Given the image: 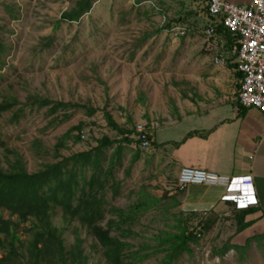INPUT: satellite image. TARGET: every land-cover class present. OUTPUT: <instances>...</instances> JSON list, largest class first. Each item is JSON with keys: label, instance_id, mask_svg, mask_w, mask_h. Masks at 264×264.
Returning a JSON list of instances; mask_svg holds the SVG:
<instances>
[{"label": "rangeland", "instance_id": "374dc122", "mask_svg": "<svg viewBox=\"0 0 264 264\" xmlns=\"http://www.w3.org/2000/svg\"><path fill=\"white\" fill-rule=\"evenodd\" d=\"M76 1L0 0V101L16 100L0 113V157L3 152L11 157L19 154L28 172L32 171L40 163L32 152L33 140L52 149L79 123L86 144L67 141L61 156L88 150L103 136L119 142L126 138L130 141L123 142L121 158L108 173L106 207H126L140 187L160 198L131 225L133 235L128 240L132 249L147 255L142 264H162L168 245L157 237L164 239L183 226L196 241L188 242V249L169 264H264V227L236 234L233 210L194 216L180 211L173 165L164 166L166 158L161 154L156 161L152 143L142 147L134 133L136 125L142 124L150 141L154 124L148 111L171 105L181 93L212 87L206 65L199 62L202 56H208L205 63L212 64L214 58H223L224 66L230 68L221 43L224 38L205 37L202 3L168 0L158 9L140 0H91V7L77 21H60ZM188 1L192 10L180 9L179 2ZM176 25L184 26L186 34L174 35L170 27ZM237 85L231 68L224 89L235 96ZM54 105H59L57 111L48 114ZM105 112L128 133L112 130ZM59 119L66 121L56 124ZM116 144L104 155L111 154ZM102 162L104 168L108 166ZM1 213L9 216L7 211ZM52 221L68 247L73 241V224L63 222L59 215ZM20 226L18 233L24 232ZM79 234L84 238L86 264H107L100 245L88 232L80 229Z\"/></svg>", "mask_w": 264, "mask_h": 264}, {"label": "trees", "instance_id": "16d2710c", "mask_svg": "<svg viewBox=\"0 0 264 264\" xmlns=\"http://www.w3.org/2000/svg\"><path fill=\"white\" fill-rule=\"evenodd\" d=\"M90 7L91 0H77L70 10L61 14L60 21H77ZM217 32L225 36L227 40L225 45L231 48L232 37L229 32L221 25L218 26ZM2 49L0 43V51ZM235 73L239 75L238 72ZM15 101L14 98L2 99L0 113L8 111ZM41 105H46V102ZM58 106H52L48 114H54ZM239 108L241 110L239 114L242 115L244 107L239 105ZM91 112L92 110H89L87 114ZM104 115L112 130L119 134L128 133L117 126L108 112ZM10 121L14 122L16 118ZM64 121L66 119H59L55 123ZM80 130L81 123L70 128L52 149L42 148L33 140L32 152L39 158L40 163L29 172L22 156L18 154L11 157L2 153L0 264H86L88 256L83 248L84 238L79 234L80 229H85L100 245L102 257L107 264H142L147 258L146 254L132 249V243L128 238L133 235L131 225L134 224V220L153 209L160 202V198L151 194L145 187H140L133 202L126 207L115 205L106 207L108 203L105 188L109 187L107 183L111 177L108 173L121 158L123 142L130 140L124 138L119 142L103 136L88 150L61 156L62 150L67 147V141L86 144L81 138ZM134 133L136 135L135 131ZM113 142L117 144L112 148L111 154L104 155L105 150ZM47 157L49 158L44 160ZM102 160L108 162L107 167H103ZM55 209L60 211L54 213ZM1 211H7L9 216L3 217ZM248 211L251 209L243 210L237 216L236 232L252 224V221H244V213ZM57 215L68 225L73 224L71 228L73 241L68 247L64 245L62 231L52 221ZM12 216L15 219H12ZM20 224L24 229L22 233H18ZM157 239L162 245H168L162 264H169L182 251L188 249V242L196 241L186 226L164 239L158 237Z\"/></svg>", "mask_w": 264, "mask_h": 264}, {"label": "crops", "instance_id": "0c3cea01", "mask_svg": "<svg viewBox=\"0 0 264 264\" xmlns=\"http://www.w3.org/2000/svg\"><path fill=\"white\" fill-rule=\"evenodd\" d=\"M164 1L168 0H140L139 3H150L159 9ZM229 1L245 5L250 0ZM181 5L179 2L180 9L192 10L189 1ZM203 18L206 24L210 20L207 13ZM217 35L224 38L223 42L220 40L224 57L230 59L233 67L224 66L223 58L217 64L205 63L209 57L202 56L199 62L206 65L212 87L196 88L187 95L181 93L172 99L171 105L148 111L154 124L149 142L153 146L152 157L158 161L160 154L163 155L166 158L163 165L171 163L176 174L181 167H193L229 177L228 187L239 191L238 197L226 196V188L222 186L188 185L178 190V209L193 216L233 210L235 222L243 210L251 209L244 213V221L252 224L238 234L249 228L264 227V116L255 108H244L242 115L239 114L238 90L233 96V91L224 89L228 71L231 68L237 71L231 49L225 45V36ZM235 77L239 88L240 73H235ZM248 178L252 183L243 185Z\"/></svg>", "mask_w": 264, "mask_h": 264}, {"label": "built area", "instance_id": "2783aa9c", "mask_svg": "<svg viewBox=\"0 0 264 264\" xmlns=\"http://www.w3.org/2000/svg\"><path fill=\"white\" fill-rule=\"evenodd\" d=\"M203 4L209 22L204 28L207 40L217 35L221 25L232 37L231 54L235 70L240 73L237 101L244 108H255L264 116V0H250L238 5L229 0H198ZM174 35H184V26H171ZM213 62L217 64L218 58ZM136 137L142 147L148 145V134L142 124L136 125ZM264 132V127L262 128ZM230 179L201 168L181 167L176 175V187L182 190L188 185H216L226 188L225 195L238 197L239 191L229 189ZM251 179L244 180L248 186ZM205 215L206 213L203 212ZM194 235L200 236L195 232Z\"/></svg>", "mask_w": 264, "mask_h": 264}, {"label": "clouds", "instance_id": "9594fccd", "mask_svg": "<svg viewBox=\"0 0 264 264\" xmlns=\"http://www.w3.org/2000/svg\"><path fill=\"white\" fill-rule=\"evenodd\" d=\"M135 132H136V130H135ZM148 144H149V141H148Z\"/></svg>", "mask_w": 264, "mask_h": 264}]
</instances>
